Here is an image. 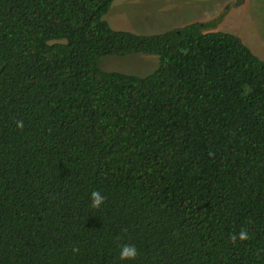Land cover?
Returning a JSON list of instances; mask_svg holds the SVG:
<instances>
[{
  "label": "trees",
  "instance_id": "1",
  "mask_svg": "<svg viewBox=\"0 0 264 264\" xmlns=\"http://www.w3.org/2000/svg\"><path fill=\"white\" fill-rule=\"evenodd\" d=\"M111 2L0 0V264H264V60L197 21L113 29ZM133 53L156 67L97 66Z\"/></svg>",
  "mask_w": 264,
  "mask_h": 264
},
{
  "label": "rangeland",
  "instance_id": "2",
  "mask_svg": "<svg viewBox=\"0 0 264 264\" xmlns=\"http://www.w3.org/2000/svg\"><path fill=\"white\" fill-rule=\"evenodd\" d=\"M222 1L225 0H112L102 17L113 29L137 34L159 33L219 11ZM246 8L237 10L228 22L235 26L241 42L264 60V0H247ZM221 29L225 31V26ZM156 65L154 55L135 53L104 55L97 59V66L102 70L136 76L150 73Z\"/></svg>",
  "mask_w": 264,
  "mask_h": 264
},
{
  "label": "clouds",
  "instance_id": "3",
  "mask_svg": "<svg viewBox=\"0 0 264 264\" xmlns=\"http://www.w3.org/2000/svg\"><path fill=\"white\" fill-rule=\"evenodd\" d=\"M17 129L22 130L24 127L23 120L17 122ZM105 201V197L99 191H92L90 194V207L98 209ZM230 241L235 244L237 241L243 242L249 239L248 232L242 229L238 234H233L229 237ZM73 252H78V249L73 248ZM138 255L137 249L134 245L125 244L121 246L119 252L120 261L134 260Z\"/></svg>",
  "mask_w": 264,
  "mask_h": 264
},
{
  "label": "flooded vegetation",
  "instance_id": "4",
  "mask_svg": "<svg viewBox=\"0 0 264 264\" xmlns=\"http://www.w3.org/2000/svg\"><path fill=\"white\" fill-rule=\"evenodd\" d=\"M241 5L242 7H239ZM246 6H247V0H244V2L243 0H225V1H222V4L219 7L220 13H217L218 12L217 11L211 15L204 16L197 20H199L203 26L204 25L211 26V25H215L218 22L219 20L218 16H220V18L223 16V23L220 24L221 25L220 27L223 28L225 26V29L223 30L225 31L228 30L232 34L237 35L236 29L234 28L235 26H231L228 20L229 18H231L232 15L237 13V10L242 9V8L246 10L247 9Z\"/></svg>",
  "mask_w": 264,
  "mask_h": 264
},
{
  "label": "water",
  "instance_id": "5",
  "mask_svg": "<svg viewBox=\"0 0 264 264\" xmlns=\"http://www.w3.org/2000/svg\"><path fill=\"white\" fill-rule=\"evenodd\" d=\"M243 2H244V0H243ZM239 7H242V5L239 6ZM217 13H220V11H218ZM192 21H197V22H199L200 25H202V23H201L199 20H197V19H194V20H192ZM222 23H223V16L220 18V20H219L214 26L207 27V28L201 26V30H202L203 32H205V31H216V30H222L221 27H220V24H222ZM218 27H219V28H218Z\"/></svg>",
  "mask_w": 264,
  "mask_h": 264
},
{
  "label": "crops",
  "instance_id": "6",
  "mask_svg": "<svg viewBox=\"0 0 264 264\" xmlns=\"http://www.w3.org/2000/svg\"><path fill=\"white\" fill-rule=\"evenodd\" d=\"M194 20V19H193Z\"/></svg>",
  "mask_w": 264,
  "mask_h": 264
}]
</instances>
